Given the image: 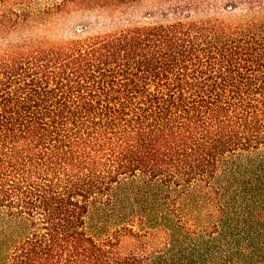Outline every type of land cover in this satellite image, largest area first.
<instances>
[{"label":"trees","instance_id":"trees-1","mask_svg":"<svg viewBox=\"0 0 264 264\" xmlns=\"http://www.w3.org/2000/svg\"><path fill=\"white\" fill-rule=\"evenodd\" d=\"M143 1L0 0V264H264V0Z\"/></svg>","mask_w":264,"mask_h":264},{"label":"rangeland","instance_id":"rangeland-1","mask_svg":"<svg viewBox=\"0 0 264 264\" xmlns=\"http://www.w3.org/2000/svg\"><path fill=\"white\" fill-rule=\"evenodd\" d=\"M170 1L178 2L179 0H144L138 5L136 10L133 12L134 18L140 20H148V19H152L153 17L154 18L160 17V10L162 8L166 9V5ZM201 2H202L201 5L202 8H204L206 11L209 10L208 12L212 13L215 10L218 11L223 16L239 14L243 12V7L245 6L243 5L244 2L243 0H201ZM234 3L238 5L237 8L228 9V10L226 9L227 5ZM151 12H154V14H152ZM95 20L96 19L93 17L88 19H81V17H77L76 15L68 20L64 19L65 23L63 26L65 27L57 31L55 33V37H65L75 34L86 33V31H80V30L83 29L85 24H89L91 22L92 25L89 26L88 31L97 30L98 28H100V26L104 25L101 24L102 22L99 23L96 22ZM83 21L84 23H82ZM104 21L106 22L105 24H107L108 26L114 25L113 23H111V21H109V19ZM22 35H25V29L23 30L21 29L19 32H17L15 35H12L11 37L13 38V40H16L17 38H19V36ZM99 213H101L99 215L101 216L103 223L102 224L98 223V225L94 223L89 226V231L95 236H102L103 234H106L108 230L112 227L111 225L112 220L109 217V214L102 212ZM95 216L97 217L98 214H96Z\"/></svg>","mask_w":264,"mask_h":264}]
</instances>
